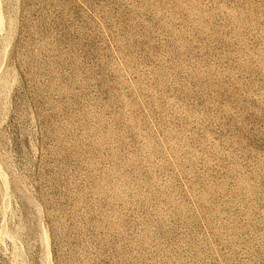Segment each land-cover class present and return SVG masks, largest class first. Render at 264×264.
<instances>
[{
  "label": "rangeland",
  "instance_id": "1",
  "mask_svg": "<svg viewBox=\"0 0 264 264\" xmlns=\"http://www.w3.org/2000/svg\"><path fill=\"white\" fill-rule=\"evenodd\" d=\"M0 264H264V0H0Z\"/></svg>",
  "mask_w": 264,
  "mask_h": 264
}]
</instances>
